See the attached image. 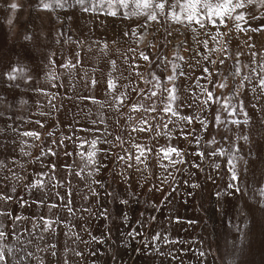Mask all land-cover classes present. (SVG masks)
Wrapping results in <instances>:
<instances>
[{
	"label": "rangeland",
	"instance_id": "obj_1",
	"mask_svg": "<svg viewBox=\"0 0 264 264\" xmlns=\"http://www.w3.org/2000/svg\"><path fill=\"white\" fill-rule=\"evenodd\" d=\"M12 2L13 0H0V73L7 71L12 65H23L32 79L27 83L24 79H18L16 83L19 88H16L8 87L7 82L0 78V96L4 97V101L0 103V113L3 114L0 128L4 129L3 134H0V142L10 145L8 152H0V160L7 166L0 171V187H8L9 191L15 187L17 191L14 195L29 200L43 198L48 203L58 204L51 212L44 206L33 205L27 209L15 206L17 214L29 217V220H22L16 225V231L25 243V251L32 252L35 258L30 262L22 261L21 264H38L41 257L44 258V264H63L64 258L68 259L69 264H264V197H260L255 191L256 183L249 173L244 174L243 186L247 187V191L243 193V199L234 201L236 207L233 210L224 198L218 201L214 195L218 190H225L230 180L226 158L201 159L192 155L193 152L204 151L206 148L229 147L217 134V129L210 130L217 141L215 145H207V137L199 131L192 138L193 142L189 143L177 135L181 128L176 125L171 126L172 138L157 135L156 130L132 133L130 138L128 133L131 127H144V119H149L155 129L156 125L167 123V118L161 119L157 116L156 120H151V116L155 114L130 112L128 106L119 112L114 107H109L113 101L103 88V76L112 71L108 61L117 62L116 70L112 72L113 77H118L121 73L123 77H129L132 72L129 64L133 62V54L128 49L144 50L146 43L155 42L150 33L159 36L164 29L159 25H149L143 32L147 39L138 42V36L121 38V33L128 31L130 26H135L133 21L105 15L94 16L83 13L78 8L43 11L36 7L38 0H16L20 8L13 11L8 7ZM262 13L264 9L257 10V15ZM9 20L11 23H8ZM261 23L264 20L256 21L253 26ZM172 27L179 28L164 25V28ZM183 31V28H179V32L175 33L177 39L173 40L164 54L173 63L180 64L181 69L190 76H199L200 72L195 69V63L196 60H200L202 65L206 63L202 57L209 55L208 49H202V46L195 43L184 44V36L181 35ZM234 35L233 53L241 51V60L244 63L250 62L249 50L243 46L245 35ZM248 35L254 37L253 51L261 50L264 54V33ZM26 36L30 38L25 39ZM206 38L203 34L199 37L200 40ZM114 40L116 43H113ZM81 41L83 43H79ZM105 42L109 45L107 50H103ZM210 46L216 47L211 41ZM185 47L189 48L188 52L184 51ZM77 52L80 53V64L75 68L60 67L61 63L75 62ZM121 53L126 54L127 61ZM194 53L198 54L193 55ZM178 55L184 56L185 60H177ZM211 55L216 59L220 54ZM152 59H155V55ZM135 63L142 65L136 71L143 74V80H117L119 90L129 95L130 99L126 102L129 105L137 101L145 102L141 97L132 94L131 88L150 87L144 81L151 79L148 75V68L151 66L145 67L144 62L139 60ZM228 63L231 64L232 61L229 60ZM189 65L193 66L191 72ZM206 66L212 67L211 64ZM156 71L159 75L160 71ZM53 76L56 79H52ZM93 78L100 81L97 86L91 85ZM177 83L184 87L190 86L188 80H178ZM200 83L205 84L207 81L201 80ZM123 85L129 87L126 89ZM36 88H42L43 93L33 91ZM194 90L199 95V89ZM88 96H94L95 102L83 99ZM248 96H252L250 91ZM180 98L185 102V107L180 109L181 115L198 114L196 104L192 108L187 107V103L196 101V96L182 93ZM249 110L251 111L250 108ZM206 115V112L199 113L200 118ZM128 116L132 119L128 120ZM36 120L41 121L44 127L35 124ZM93 120L97 122L95 125ZM118 120L119 125L116 123ZM8 125L17 128L18 132H13ZM73 129L76 130L75 133ZM30 130L40 132L41 139L19 136V132ZM159 131L169 130L160 128ZM219 131L225 135L232 134L224 129ZM261 132L264 129H258L254 138H259ZM48 133H52V136L49 137ZM73 135L76 138V153L89 148V144L79 147L81 140L90 143L99 137L96 159L101 167L95 176L88 175L91 166L86 167V161L80 155L65 157L63 147L58 149L59 157L41 155L42 148L44 151L49 146L55 148L52 144L54 139ZM117 135L124 141L123 146L115 139ZM197 137L201 139L200 145L195 143ZM21 140L28 143L21 145ZM105 140L108 142L105 143ZM13 142L15 146L11 147ZM134 143L146 145L155 152L161 147L173 145L188 155L185 156L183 164L177 163L173 166L167 160L158 162L154 152L148 156L146 169L142 165L137 166L135 161H131L132 168H127L126 164L116 160V156L124 155L125 150L136 153ZM66 144L68 151H72V141H66ZM21 147L28 155L20 151ZM246 152L247 146L242 154ZM261 154L264 155V148L261 149ZM50 160L58 165L56 180L63 179V185L52 187L56 180L49 184L46 177H40L45 180L44 190L26 191L23 186L25 180L35 179L38 172H49ZM161 163L168 167L162 168ZM215 163L221 164V168L215 169ZM194 164H199V168L193 167ZM63 165H72L71 171L62 169ZM138 167L140 170H137ZM239 167L243 168V165L240 164ZM257 169H264V163L258 164ZM72 172H82V175L77 177ZM121 172L124 173L123 178L119 175ZM13 173L20 179L13 180ZM4 176L8 177L6 184L2 179ZM209 176L212 179H208ZM259 177L258 170L256 178ZM162 178H166V182ZM93 180H99L103 188L94 184ZM185 181L188 183H184ZM192 184H198L199 187L193 189ZM92 188L96 189L98 196L92 195ZM57 192L64 196L68 192L72 193L67 198L73 201V214L67 213L63 207L64 201L56 196ZM189 192L193 195L189 196ZM122 200H127L128 203L121 204ZM7 210H11V206ZM104 210L107 211V219L99 215ZM40 215L60 217L63 224L55 226L57 231L54 235L43 233L39 228H32V223L36 221L31 218H38ZM152 216L156 217L154 221L150 219ZM177 218L180 223L176 222ZM8 227L11 228V225ZM129 232L133 235L129 236ZM157 232L162 237L167 236L168 242L163 238L153 241L152 236ZM77 235L80 239H76ZM92 236L98 239L93 241ZM8 243L13 244L16 241L9 240ZM46 243L57 244V257H50L48 252L41 250ZM145 245L148 247L145 248ZM157 247L163 256L156 253ZM65 248L68 249L67 252L64 251ZM77 251L82 252L83 256H77ZM201 251L205 253L204 257L198 255Z\"/></svg>",
	"mask_w": 264,
	"mask_h": 264
},
{
	"label": "snow or ice",
	"instance_id": "obj_2",
	"mask_svg": "<svg viewBox=\"0 0 264 264\" xmlns=\"http://www.w3.org/2000/svg\"><path fill=\"white\" fill-rule=\"evenodd\" d=\"M13 11L20 8V4L13 0L8 5ZM36 7L43 11H55L56 9L65 8H78L83 13H91L94 16L105 15L111 17H119L122 20L133 21L134 27L129 28L128 31L121 33V38L138 36V42L146 40L147 37L143 35V32L148 29L149 25H159L163 28V32L159 33V36L155 33H150L153 36L155 42H148L145 44L144 50H138L137 48H129L128 52L133 54V62L129 64L132 69L129 77H123L121 73L118 77H113L112 72L116 70V60H110L108 63L112 66V71L103 76V88L106 93L109 94L113 101L109 107H114L118 112L125 106L129 107L130 112H144L146 114H155L151 116V120H156L157 116L161 119L167 118L168 122L162 125H156L153 129V125L149 119L142 121L144 127H131L129 137L132 133L136 132H149L156 130L157 135H163L167 138H172L171 126L176 125L181 130L177 135L182 136L189 143H192V138L196 132L199 131L203 136L207 137L205 143L207 145H215L217 141L215 136L210 131L212 128L217 129V134L221 136L223 141H226L229 145L228 148L216 147L215 149L206 148L204 151H195L192 153L194 157L208 158V157H224L226 158L227 173L230 176V180L226 185V189L223 191L218 190L215 192V196L219 201L221 198L225 199V202L231 209H235L234 203L237 199H243V193L247 191V187L244 185V174L249 173L250 178L257 185L255 191L258 192L260 197H264V169H257V165L264 163V155L261 154V149L264 148V132H261L259 138H254L258 129H264V54L261 50H255L254 43H252L254 37L248 35V33H264V23L253 26L256 21L264 20V13L257 15V10L264 9V0H38ZM11 23V20L8 21ZM173 25L183 28L184 31L181 35L184 36V44L195 43L202 46V49H208L209 55L202 57L206 63L201 64L200 60H196L195 69L199 70L200 75H189L181 69V65L173 63L164 52L168 46L172 44L174 39H177L175 33L179 32V28H164V25ZM224 29H227L226 31ZM159 32V29L156 30ZM139 33V35H138ZM234 33H242L245 35L243 46L249 50L250 62L244 63L241 60L243 53L239 50L233 53L232 44L235 40ZM207 37L204 40H200L201 35ZM30 37H25L29 39ZM70 39V38H69ZM210 41L216 45V47L210 46ZM79 43H83L82 41ZM95 43V42H94ZM113 43H116L114 40ZM109 45L107 42L103 44V50H107ZM151 49L152 51H148ZM117 51H120L117 49ZM185 52L189 51L188 47L184 48ZM212 53H219L216 58H212ZM198 53H194L196 55ZM121 55L127 56L124 53ZM155 55V59L152 57ZM50 62L51 61V58ZM179 61H184V56H176ZM143 61L145 67L148 68V75L150 80L144 81L150 85L149 88H131V93L142 98L143 101H137L130 105L126 102L129 101V95L126 92L119 90L117 80L130 79L134 80L139 78L143 80V74L137 72L136 69L142 67V65L135 63V61ZM229 60L232 61L229 64ZM80 53L77 52L75 56V62L61 63L60 67L75 68L80 64ZM54 63V62H52ZM211 64L212 67L206 66ZM193 66L189 65V72L192 71ZM160 74H157V71ZM164 73H168L164 75ZM0 78L7 82L8 87L19 88V84L16 83L18 79H24L25 83L31 80V76L28 75L27 69L23 65H12L7 71L0 73ZM52 79H56L55 76ZM178 80H188L190 86L184 87L177 83ZM207 81L205 84H201L200 81ZM92 86H97L100 81L96 78L90 81ZM249 86H251L249 88ZM124 88H128L129 85H123ZM194 88L199 89V95H197ZM35 92L43 93L42 88L33 89ZM249 91L252 96H248ZM196 96V101L187 103L188 108H192L196 104L198 108V114L181 115L180 109L185 107V102L180 98L181 94ZM83 99H90L95 102L94 96L84 97ZM4 101V97L0 96V103ZM26 103V101H21ZM251 109V111L249 110ZM208 113V115L200 118L199 113ZM0 118H3V114L0 113ZM132 117L128 116V120ZM177 121L180 123L177 124ZM35 124L40 127H44L41 121H34ZM95 125L97 122L92 121ZM103 123V121H101ZM117 125L120 124L118 120ZM189 125H195V128H189ZM183 126V127H181ZM231 126V127H230ZM7 127L12 128L11 125ZM160 128L168 129L169 131L161 132ZM220 129H224L231 135H225L220 132ZM247 129V131H245ZM85 129H81L84 131ZM91 130V129H88ZM98 131V129H96ZM13 132H18L17 128H12ZM73 129V133H75ZM4 129L0 128V134H3ZM240 134L237 135L236 133ZM110 134V133H109ZM49 137L52 133L47 134ZM19 136L31 137L35 140L41 139V133L35 130L19 132ZM120 142V146H123L124 141L119 135L115 137ZM72 141V151H68L66 141ZM240 141L244 143L241 144ZM99 142V137L93 139L90 143L86 140H81L79 147L83 148L84 144H89V148L86 151L76 153V138L73 136H67L64 139H54L52 144L55 148L49 146L47 151L41 149L42 156L59 157L60 152L58 149L64 148V156L70 157L74 154L81 156L82 160L86 161V167L91 166V170L88 172L89 176H95L99 173L101 165L98 164L96 159L97 152L96 147ZM105 143L108 141L105 140ZM21 145L28 143L26 140L20 141ZM195 143L200 145L201 139L197 137ZM15 143L11 147H14ZM115 147L116 145H112ZM247 146L246 154L244 148ZM136 153H129L125 150L124 155H117L116 160L126 164L127 168H132L131 161H135L137 166L142 165L145 169L148 167L146 161L150 154H153L155 150L148 148L146 145L133 144ZM10 145L6 142H0V152H8ZM20 151L24 155H28L24 152L23 147ZM158 162L161 160H167L169 164L173 166L177 163L183 164L184 158L188 155L179 147L168 145L161 147L158 152H155ZM177 157L178 159H174ZM39 159V158H37ZM242 164L243 168L239 167ZM162 168H167L168 165L160 164ZM6 164L3 160H0V171L6 168ZM49 172H38L36 178L33 180L26 179L24 182V189L43 191L45 188V180L40 177H46L49 184H52L53 180H56V169L58 165L49 161ZM62 169L71 171L72 165H63ZM193 167L199 168V164H194ZM215 169H220L221 164L215 163L213 165ZM137 170H140L139 167ZM260 171L259 179L256 178V172ZM83 171V170H82ZM71 174L79 177L82 172H72ZM120 177H124V173H119ZM3 181L5 184L8 181V177L4 176ZM13 180H19L15 173L12 174ZM166 182V178H162ZM208 179H212L211 176ZM64 180H56L52 187L62 186ZM94 184L103 185L99 180H93ZM184 183H188L185 181ZM193 189L198 188V184H192ZM152 190V189H150ZM16 188L12 187L9 191L8 187H0V264H21L22 261H32L34 258L32 252L25 251V243L21 240L20 235L16 231V225L22 220H29V217L17 214L16 205L20 209H27L35 206L47 207L51 212L58 207L56 203H48L45 199L40 198L36 200H29L18 195ZM93 196H98L99 193L95 188L91 189ZM240 193V196L237 194ZM72 195L68 192L66 196L61 195L59 192L56 196L59 200L64 201L63 207L68 214H73L74 209L71 206L73 201L68 199ZM189 196L193 193L189 192ZM231 197V199H228ZM127 200H122L121 204L126 205ZM163 203V202H162ZM11 206V210H7ZM246 207H249L247 204ZM159 210V209H156ZM87 211V209H85ZM95 214V213H94ZM100 217L107 219V211H101ZM126 220L127 217L125 216ZM151 220H155L156 217H150ZM32 228H39L43 233L54 235L57 231L56 225L63 224V219L60 217L50 218L46 215H40L38 218L33 216L31 218ZM177 223H180V219L177 218ZM139 223V221H138ZM194 223V221H189ZM11 225V228L8 227ZM143 226V225H141ZM27 231V229H25ZM138 234V233H137ZM129 236L133 233L129 232ZM167 243V236L157 232L152 236L153 241L161 239ZM43 239V236H41ZM76 239H80L79 235ZM91 239L96 241L98 238L92 236ZM9 240H15L16 243L10 244ZM31 241H29L30 243ZM148 246L145 245V248ZM42 251L48 252L50 257H57L59 255L57 251L56 243H46ZM68 251L67 248L64 249ZM140 251V249H137ZM151 251V250H150ZM156 253L163 256L164 254L159 251L157 247ZM95 255L96 253H92ZM77 256H83L82 252L77 251ZM171 256V254H169ZM200 257H204L203 251L199 252ZM175 259L174 256H172ZM38 264H44V258L39 259ZM63 264H69L67 258H64Z\"/></svg>",
	"mask_w": 264,
	"mask_h": 264
}]
</instances>
